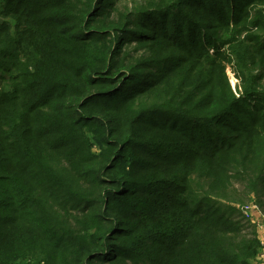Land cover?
I'll return each instance as SVG.
<instances>
[{"label": "trees", "instance_id": "16d2710c", "mask_svg": "<svg viewBox=\"0 0 264 264\" xmlns=\"http://www.w3.org/2000/svg\"><path fill=\"white\" fill-rule=\"evenodd\" d=\"M256 195L264 0H0V264H252Z\"/></svg>", "mask_w": 264, "mask_h": 264}, {"label": "rangeland", "instance_id": "374dc122", "mask_svg": "<svg viewBox=\"0 0 264 264\" xmlns=\"http://www.w3.org/2000/svg\"><path fill=\"white\" fill-rule=\"evenodd\" d=\"M228 76H229V79H230V82L232 84V87L234 89H236V86L238 84V80L235 78L234 76V73L231 71V69L229 68L228 69ZM260 198L261 202L263 203L264 205V196H260L258 197L257 195L254 197V199L251 200V202H248V203H245L244 205H242L240 207V217L245 221V225H249L250 227L254 228L256 230V233H258L259 237L262 238L263 240V243H262V249L260 251V254L258 256V258L252 263V264H264V211L260 205L258 204V199ZM250 205H253V206H257L258 209H260L261 211H257L256 213H253V217L252 218H247L245 217L243 214H242V211L241 209L245 206H250ZM248 228L249 230H253L252 228H249V227H246ZM247 229V230H248Z\"/></svg>", "mask_w": 264, "mask_h": 264}, {"label": "built area", "instance_id": "2783aa9c", "mask_svg": "<svg viewBox=\"0 0 264 264\" xmlns=\"http://www.w3.org/2000/svg\"><path fill=\"white\" fill-rule=\"evenodd\" d=\"M242 211V214L247 217V218H252L253 217V213H256L257 211H261L260 209L257 208V206H253V205H250V206H245L241 209ZM260 240H261V244L263 243V240L262 238L260 237Z\"/></svg>", "mask_w": 264, "mask_h": 264}]
</instances>
